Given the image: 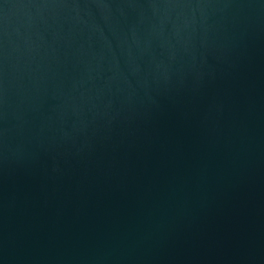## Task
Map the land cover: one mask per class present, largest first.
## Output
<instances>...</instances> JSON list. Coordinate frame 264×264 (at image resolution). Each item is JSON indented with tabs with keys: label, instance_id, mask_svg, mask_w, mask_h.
Masks as SVG:
<instances>
[{
	"label": "water",
	"instance_id": "1",
	"mask_svg": "<svg viewBox=\"0 0 264 264\" xmlns=\"http://www.w3.org/2000/svg\"><path fill=\"white\" fill-rule=\"evenodd\" d=\"M264 80V0H0V264H44Z\"/></svg>",
	"mask_w": 264,
	"mask_h": 264
}]
</instances>
